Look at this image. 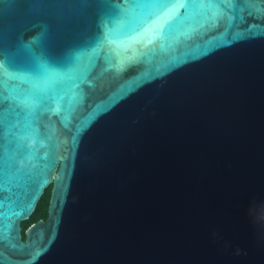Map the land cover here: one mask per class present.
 <instances>
[{"label":"water","instance_id":"95a60500","mask_svg":"<svg viewBox=\"0 0 264 264\" xmlns=\"http://www.w3.org/2000/svg\"><path fill=\"white\" fill-rule=\"evenodd\" d=\"M0 264H264V0H0Z\"/></svg>","mask_w":264,"mask_h":264},{"label":"trees","instance_id":"16d2710c","mask_svg":"<svg viewBox=\"0 0 264 264\" xmlns=\"http://www.w3.org/2000/svg\"><path fill=\"white\" fill-rule=\"evenodd\" d=\"M50 192L51 189H48L46 191V193L44 194L43 198L41 199V201L38 204L37 210L35 211V213L33 214V216L30 218V220H28L27 222H24L22 224L23 226V235L25 238V230L32 224L36 223L39 220H45L48 217V206H49V198H50Z\"/></svg>","mask_w":264,"mask_h":264},{"label":"snow or ice","instance_id":"6c2138e0","mask_svg":"<svg viewBox=\"0 0 264 264\" xmlns=\"http://www.w3.org/2000/svg\"><path fill=\"white\" fill-rule=\"evenodd\" d=\"M148 3H157L161 6V10H165L166 6L175 2V0H146Z\"/></svg>","mask_w":264,"mask_h":264}]
</instances>
